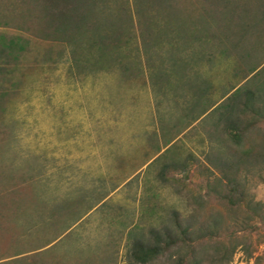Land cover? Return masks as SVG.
<instances>
[{"label": "rangeland", "instance_id": "rangeland-1", "mask_svg": "<svg viewBox=\"0 0 264 264\" xmlns=\"http://www.w3.org/2000/svg\"><path fill=\"white\" fill-rule=\"evenodd\" d=\"M230 4L221 26L210 29L211 34L221 30L223 39L193 43L177 53L163 45L144 54L142 81L129 82L119 70L72 79L66 57L57 67L45 64L43 72L23 83L0 124V197L16 184L24 187L32 181V191L49 206L76 202L80 221L57 245L56 254L72 264L93 257L102 264H135L136 242L149 243L154 233L165 231L177 236L174 213L196 231L227 219L222 204L205 199L208 205L199 208L192 200L198 173L187 188L162 180L160 174L193 156L199 172L203 166L214 172V183L223 176L221 163L246 159L227 142V114L232 110L226 100L233 88L245 86L241 94L251 89L264 104V30L259 23L246 22L247 10L232 11ZM191 13L186 10L175 18L179 34L173 36L187 35L192 42L208 32L201 26L203 18ZM158 24L159 31L171 33L161 19ZM172 140L177 147L165 157ZM249 149L253 153L239 166V175L248 198L264 206L263 133L249 137L242 151ZM2 207L0 213L15 220L10 208ZM33 208L17 218L28 230L22 235L26 240L31 234L32 240L38 237L35 221H42ZM50 211L44 208L46 218ZM253 248L258 249L256 256L263 254V230L254 235ZM107 255L112 259H104ZM231 264L253 262L238 251Z\"/></svg>", "mask_w": 264, "mask_h": 264}, {"label": "trees", "instance_id": "trees-1", "mask_svg": "<svg viewBox=\"0 0 264 264\" xmlns=\"http://www.w3.org/2000/svg\"><path fill=\"white\" fill-rule=\"evenodd\" d=\"M227 2L232 11L247 10L243 17L246 22L259 23L264 30V0H0V124L8 105L20 96L23 83L33 73L43 72L45 64L57 67L67 57L72 79L119 70L129 82L142 81L144 54L163 45L172 46L177 53L181 51L178 48L186 50L193 43L206 45L223 39L221 30L211 34L210 29L221 26ZM186 10L203 18L201 26L208 31L192 37V42L187 35H172L179 34L173 25L175 18ZM160 19L170 34L159 31ZM244 88H233L236 94L226 100L227 110L237 117L232 111L227 114L225 133L230 146L241 150L246 159L221 163L223 176L214 183V172L204 166L199 172L197 166L194 168L193 156L165 167L160 174L162 180L187 188L194 185L198 173L200 181L194 185L192 200L199 208L208 205L206 200L222 204L227 208V219L196 231L192 225L182 223L179 213H174L177 236L165 231L154 233L149 243L136 242L132 253L135 264H231L238 251L248 262L264 264V252L256 256L258 249L253 248L254 235L264 231V206L254 205L248 198L239 175V166L247 163L253 153V149L242 151L249 137L256 132L264 134V104L260 105L258 94L251 89L241 94ZM176 144L174 140L168 142L165 157L173 154ZM31 182L24 187L16 184V189L0 197V208H10L15 217L10 221L0 213V248H6L0 249V264H72L56 254V247L80 221L77 204L74 201L49 206L43 195L32 191ZM31 206L42 221H35L38 237L32 240L31 234L26 240L22 235L28 230L17 218ZM44 208L51 209L48 218ZM98 258L77 260L76 264H102ZM104 259L111 260L112 256Z\"/></svg>", "mask_w": 264, "mask_h": 264}]
</instances>
